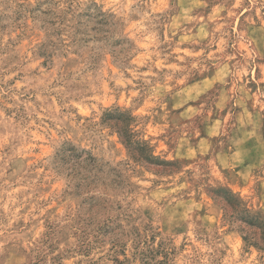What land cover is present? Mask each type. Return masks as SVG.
I'll use <instances>...</instances> for the list:
<instances>
[{"label": "clouds", "instance_id": "obj_1", "mask_svg": "<svg viewBox=\"0 0 264 264\" xmlns=\"http://www.w3.org/2000/svg\"><path fill=\"white\" fill-rule=\"evenodd\" d=\"M0 264H264V0H0Z\"/></svg>", "mask_w": 264, "mask_h": 264}]
</instances>
